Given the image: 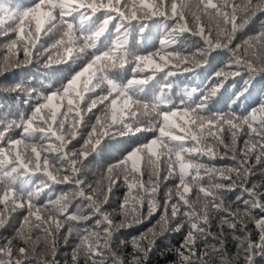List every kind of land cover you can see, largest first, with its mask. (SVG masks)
Returning <instances> with one entry per match:
<instances>
[{"label": "trees", "instance_id": "16d2710c", "mask_svg": "<svg viewBox=\"0 0 264 264\" xmlns=\"http://www.w3.org/2000/svg\"><path fill=\"white\" fill-rule=\"evenodd\" d=\"M38 2L0 0V248L12 242V256L0 254V264H264V248L255 247L264 238L256 223L264 218V150L259 137L249 134L253 123L264 127V69L259 61L254 70L237 65L233 56L237 45L246 52L245 41L251 48L246 54L259 51L255 37L264 32V11L248 13L247 0H237L239 30L231 44L208 49L198 35L173 32L176 22L168 17L133 20L119 31L116 17L100 37L85 39L115 16L103 10L65 17L73 24L69 39L57 10L30 63L4 67L24 61L22 44L14 56L4 46L19 26L35 33L34 16L21 14ZM136 2L120 0L121 10L130 11ZM174 2L213 39L231 35L225 15L232 13L231 0ZM253 4L264 6V0ZM165 39L172 43L161 44ZM175 53L189 62L170 59L161 62L163 71H133L137 57ZM97 57L93 79L67 90L72 77ZM222 69L237 74L212 95L220 83L215 73ZM131 79L147 83L128 87ZM38 106L36 123L51 120V134L27 124ZM96 138L101 143L89 146ZM205 210L207 223L194 231L186 212ZM230 210H239L243 223ZM190 232L195 243L188 251ZM89 243L97 255L89 253ZM19 247H28L30 256L21 257Z\"/></svg>", "mask_w": 264, "mask_h": 264}, {"label": "snow or ice", "instance_id": "6c2138e0", "mask_svg": "<svg viewBox=\"0 0 264 264\" xmlns=\"http://www.w3.org/2000/svg\"><path fill=\"white\" fill-rule=\"evenodd\" d=\"M247 12L248 13H254L253 8H257V11H264V6H259V5H254L253 0H247ZM169 6H170V11H169ZM121 3L120 0H107L105 3V0H39L38 3H36L33 7L24 10L21 14V17L27 16V15H32L36 16L37 12L36 10L39 9L40 13V25L39 29L37 30V24L35 27V33L31 34V30H29V34H26L23 31V26H19L17 28V31L15 33L14 39H11L4 47L7 49L8 53L11 55H16V49L19 44L23 45V51H24V61L16 60L15 64L13 65L12 63H5L4 67H12V66H19L20 64H27L30 63L31 59L30 57L32 56V49L36 48L37 40L40 36L41 31L45 28L46 24H51L52 21L57 19V16L54 15V13L58 10L59 12V21L60 24L66 26V31L64 35H67L69 39H72L71 33L73 32V24L69 22L68 20L65 19V17H70L72 16L73 13L76 12H81L82 13V18H87L91 15L96 14L97 12L100 11H105L108 13H114L115 16H108L102 23L101 27L99 28L98 31H96L92 36L86 37L85 39L92 40L94 38L100 37L104 31L107 29V26L111 23L113 19L116 17H119L120 24L117 25V31L123 26L124 23L126 22H131L133 20H138V19H145V18H150V17H168L170 19L175 20V28L173 29V32H190L192 34L200 36L206 43L208 49L212 48H220V47H225L227 48L233 38L235 33L239 30V26L236 23L237 20L240 19L238 15H236L237 11L241 7L238 3L237 0H231V9L232 13L229 15L227 12L225 15L227 16L226 23L231 24V35L226 38V40H220V39H213L211 36V33L201 24L197 23L195 25L190 24L188 20L186 19V16L183 11V6L174 2V0H167V4L165 3V0H150V2L145 3V0H137L136 3L133 4L131 7L130 11H122L121 10ZM83 9L84 11H81ZM139 14V15H138ZM8 33H4V35H7ZM256 40H258L259 43V51L255 54H246V53H251V48L248 46V41L244 42V48H246V52L241 53V45H237L236 49L233 50V56L235 57V63L237 65H246L249 69H253L255 67V61H259L261 64L262 69H264V32L258 34V36L255 37ZM172 43L171 39H165L161 41V44H170ZM253 44H256L253 42ZM116 47L119 48L121 47V44L117 42ZM238 53H241L238 55ZM67 55L71 56L72 55V50L68 49L67 50ZM107 56V53L105 54ZM158 57V60L156 59ZM7 60L8 57H5ZM170 59H174L176 61H181L183 63H188V57L184 56L181 57L179 53H175L173 57H167V56H159L157 54H150L147 56H141L140 60L137 61L140 64H143V67L147 71H151L153 69L157 71H163V67L161 65V62L168 63ZM100 61V58L97 57L95 58L92 62L88 63L81 71H79L76 75L72 77V79L68 82L66 85L67 90H71L77 86H79L83 81L85 80H92L93 77L96 74L97 71V64ZM148 61L151 63L149 64ZM193 65H199L200 61L193 58ZM50 66V65H47ZM237 73L235 72H229L225 70H219L215 73V75L220 78V83H218L215 87L211 89L212 93H216L219 88L222 86L223 81L226 80L230 76H234ZM132 81H135L137 79H131ZM144 81L143 83H129L128 81V87H133L137 85H143L147 83V80L144 79H139ZM108 83L112 85V87L115 89L118 87L113 81L109 80ZM54 94H50L47 97L48 103L51 104L52 100L54 99ZM127 102V104L125 103ZM131 103V97H128L126 100H124V106L129 107ZM113 107H116V102H113ZM256 111V110H255ZM40 112L39 106L34 109L33 111V116L32 118L27 121L28 126L33 130V131H38L41 133H48L51 134L49 129L55 128V125L52 123L51 120H40V124H37L36 121V114ZM252 114V113H251ZM251 114L249 116H251ZM247 120V117H245ZM264 124V122H261ZM238 129H234V133ZM249 134L250 136H256L259 137L260 141V147L262 150H264V127L257 128L256 124L253 123L252 126L249 128ZM95 136L99 135L98 130L94 132ZM235 139L238 141L239 137L236 136ZM101 143V140L96 138L92 140L91 144L89 146L96 147ZM249 144V141H245L246 145V150L247 146ZM36 151H39V149H36ZM135 150H133L131 153H133ZM130 153V154H131ZM244 152H242V155ZM83 157L86 159L88 156V152L85 151L83 154ZM260 156L257 155V159H259ZM243 163V162H242ZM239 174V173H237ZM249 174V170H248ZM231 177L229 176V179ZM226 190H230V188H227ZM257 206H259V201L257 202ZM189 207V203L185 202V208ZM244 216H247V212H243ZM230 214L233 215L234 219L236 221H239L243 223L240 218L239 214L240 211L236 210V212H232L230 210ZM176 215V209H173V217ZM186 215L191 216V227L194 231H200L201 229L199 228V223H207L208 216H207V210L204 211L203 214L196 212L195 214L186 212ZM41 222H46L44 221V217L37 215L35 217ZM105 221L108 223H111L107 217H105ZM24 221L22 222V224ZM258 227L264 228V218H260L259 220L256 221ZM58 224V221H57ZM229 228L235 227V223L230 222L228 224ZM97 240H99V237L97 236ZM195 243V237L192 235L190 232L188 237H187V245H188V251L192 250V245ZM89 249V253L92 255H97L98 252L96 248L93 247L91 243L86 245ZM249 247H253L252 244H249ZM255 247L259 248H264V238L261 239V242ZM19 255L21 257H28L30 256V250L28 247H19L17 249ZM213 251H216L215 249ZM0 254H6L8 257L12 256V242L9 241L8 244L4 248H0ZM194 254V253H193ZM208 253H202V258L204 256H207ZM78 255L73 256V260L75 261L77 259ZM16 264H21L20 260L16 261ZM205 264H207V261H205Z\"/></svg>", "mask_w": 264, "mask_h": 264}, {"label": "clouds", "instance_id": "9594fccd", "mask_svg": "<svg viewBox=\"0 0 264 264\" xmlns=\"http://www.w3.org/2000/svg\"><path fill=\"white\" fill-rule=\"evenodd\" d=\"M36 12H37V15L34 16V18H35V20H36L37 30H38V29H39V25H40V13H39V9H37ZM139 60H140V57H137V61H139ZM148 63L150 64L151 62L148 61ZM137 70L143 72V71H145L146 69H145L144 67H140V63L138 62V63H137V67L134 68L133 71L135 72V71H137ZM133 82H135V83H143L144 81H142V80H135V81L130 80V81H129V83H133ZM212 95H215V93H212ZM208 98H209V97H204V99H208ZM125 103L127 104V102H125ZM171 115H172V116H175L176 113H172ZM114 117H115V113L113 112V118H114ZM166 118H169V117H166ZM97 122H99V117L97 118ZM137 130H139V129H137ZM133 154H134V153H133ZM38 158H39V156H38V154H37V159H38ZM46 163H47V162H46ZM37 167H39V165H37ZM186 190H187V189H186Z\"/></svg>", "mask_w": 264, "mask_h": 264}, {"label": "rangeland", "instance_id": "374dc122", "mask_svg": "<svg viewBox=\"0 0 264 264\" xmlns=\"http://www.w3.org/2000/svg\"><path fill=\"white\" fill-rule=\"evenodd\" d=\"M120 107H122V106H120ZM118 111H119V109H118ZM117 113H119V112H117ZM23 184L28 185L29 181H24Z\"/></svg>", "mask_w": 264, "mask_h": 264}]
</instances>
